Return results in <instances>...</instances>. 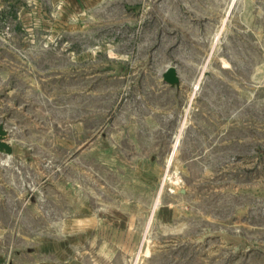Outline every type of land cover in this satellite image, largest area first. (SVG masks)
Instances as JSON below:
<instances>
[{
  "label": "rangeland",
  "instance_id": "1",
  "mask_svg": "<svg viewBox=\"0 0 264 264\" xmlns=\"http://www.w3.org/2000/svg\"><path fill=\"white\" fill-rule=\"evenodd\" d=\"M0 124V264H264V0H0Z\"/></svg>",
  "mask_w": 264,
  "mask_h": 264
},
{
  "label": "water",
  "instance_id": "2",
  "mask_svg": "<svg viewBox=\"0 0 264 264\" xmlns=\"http://www.w3.org/2000/svg\"><path fill=\"white\" fill-rule=\"evenodd\" d=\"M163 79L165 82L170 84L171 86H179L180 85V77L178 71L175 67H169L163 74ZM8 132L4 126V124H0V153L13 155V147L7 141Z\"/></svg>",
  "mask_w": 264,
  "mask_h": 264
}]
</instances>
